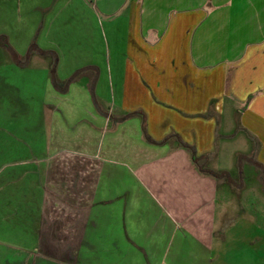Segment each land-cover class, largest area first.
I'll return each instance as SVG.
<instances>
[{"label":"crops","instance_id":"crops-1","mask_svg":"<svg viewBox=\"0 0 264 264\" xmlns=\"http://www.w3.org/2000/svg\"><path fill=\"white\" fill-rule=\"evenodd\" d=\"M126 8L0 0L2 53L23 59L34 40L56 55L59 82L79 72L60 92L48 56L33 52L22 66L9 53L18 65L13 78L8 60L0 61L8 81L0 85L8 136L0 140V247L7 248L0 256L13 264H91L94 232L113 241L101 246L103 256L116 255L112 264L133 255L159 264L171 253L178 264H213L224 172L205 166L222 117L237 105L239 126L257 145L253 164L264 173V0H130ZM43 69L44 78L31 74ZM29 78L37 104L20 89ZM258 234L241 249L221 250L226 264H264Z\"/></svg>","mask_w":264,"mask_h":264},{"label":"rangeland","instance_id":"rangeland-1","mask_svg":"<svg viewBox=\"0 0 264 264\" xmlns=\"http://www.w3.org/2000/svg\"><path fill=\"white\" fill-rule=\"evenodd\" d=\"M92 1L100 11H102L104 8H107L110 13L115 14L117 12H124L125 14L127 10L126 7L128 6L130 0H126V7L123 6L124 0H111L107 7H104V0ZM91 38H97V33L91 31ZM34 43L35 41L32 40L30 42V45ZM35 47L37 48L36 45ZM9 53V51H4V53H2V50L0 49V61L8 60L7 68H9L10 71L7 70V74H10V76H12L13 78L14 73L16 74V71L14 72L13 70L18 69L16 68V66L18 65L14 63L10 55L11 53ZM22 58L24 57L22 56ZM47 59V63L49 64V62L52 60L49 57H47ZM28 60L29 62H31V59ZM45 61L47 60L45 59ZM46 67V65L42 66V68ZM3 74L4 73L2 71V68L0 67V85L2 86L7 85L8 83V81H3V79L1 78ZM31 74H38L40 75V77L44 78L45 72L43 69V71H34ZM29 79L30 80H20L21 82H23V87L20 85V89H27L26 99L24 100L28 105L31 104L30 101H33V104H37L36 101H39L40 96L36 97L35 94H33L32 96L31 92H33L34 89L35 91L38 90V87L32 83L33 78ZM17 81L19 82V78L13 80L11 85L16 84V86H18L19 83ZM4 89L7 90V88H2L0 86L1 99L3 98L2 91H6ZM41 91L44 92L43 96H45V87H43ZM22 96L23 98H25V92L22 93ZM44 99H48V97L45 96ZM226 104L228 105V102ZM238 107L241 111V105H237V108ZM239 109L236 113L231 111L229 114L228 112H226L222 117V121L219 123V127L217 130L216 153L212 155L213 157L207 160L205 166V169H210L216 174H222L224 172L223 180H231L230 184L232 185L230 186L229 184H225L223 180L219 183L218 196L216 200V235L213 240V244L215 243L213 251L216 256H214L213 264H226V256H221V250H226L231 247L241 249L244 245V242L247 241L249 236L250 238L255 239L259 235L258 233L264 232V173L262 175L261 170L256 168V166L253 164V159L255 158L253 153L257 149V145L253 143L252 140H249L247 135L241 130L239 126ZM32 114L35 115L34 112ZM0 115L2 116L3 113H0ZM226 120L229 121L226 122L228 123L226 126L227 130H225L224 127H220V125L223 124L222 122ZM0 124L3 125L1 121ZM7 137L8 136H5V133L2 132V128L0 127V140H4V138ZM230 187H233V189L228 190V188ZM28 194H31V192L29 193V190ZM28 200L32 201L30 198ZM38 204L39 202H37V205ZM33 209V225L36 226V220L40 214V210L39 208L34 207ZM28 223H30V220H28ZM217 233L219 234L217 235ZM253 239L251 245L252 248H256L259 246V242H255ZM89 240L96 247V251H93L92 257H88L91 264L114 263V261L117 259L116 255L103 256V248L101 249V246L107 245L109 243L111 244L113 241L110 242L100 240L98 239V235L95 232L92 233ZM260 243L264 245V241ZM28 244H30V242ZM5 249L7 248L2 249L0 247V250ZM169 259L174 261V264H178L179 258L178 256H174L173 253L166 257H158V262L159 264H168ZM0 264H13L12 258L6 257L3 252V254H1L0 256ZM31 264H37V261H35L34 263L32 262ZM60 264L62 263L60 262ZM125 264H141V257L139 258L135 255L128 257Z\"/></svg>","mask_w":264,"mask_h":264},{"label":"trees","instance_id":"trees-1","mask_svg":"<svg viewBox=\"0 0 264 264\" xmlns=\"http://www.w3.org/2000/svg\"><path fill=\"white\" fill-rule=\"evenodd\" d=\"M0 38L3 39V37H0ZM4 40H5V38H4ZM5 43H4V46L9 47V45L7 43L6 44ZM11 51H12L11 53H12V57H13L15 63H17L18 65H22V66L26 65V62H27L29 56L33 52H38L40 55H44L46 57L48 56L52 60V61H50L49 78H50V81H51L52 85L54 86V88L60 92H65L68 85L74 80V78L79 73V72H75L68 79L59 82L57 79V76H56L57 57L53 52L39 50L38 48L35 47V44H31L28 48L26 56L23 59H20L18 57V55L13 52L12 49H11ZM24 60H26V61H24ZM142 119L145 120L144 115H143ZM181 144H182V146H184L188 149V151L190 152V155L192 157V160H194V162H196V163L199 162L200 157H198L196 155L194 148L189 146V145H186L184 143H181Z\"/></svg>","mask_w":264,"mask_h":264}]
</instances>
